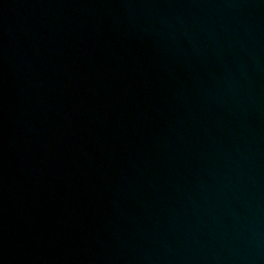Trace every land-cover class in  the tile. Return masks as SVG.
<instances>
[{
  "label": "water",
  "instance_id": "obj_1",
  "mask_svg": "<svg viewBox=\"0 0 264 264\" xmlns=\"http://www.w3.org/2000/svg\"><path fill=\"white\" fill-rule=\"evenodd\" d=\"M0 264H264V0H0Z\"/></svg>",
  "mask_w": 264,
  "mask_h": 264
}]
</instances>
